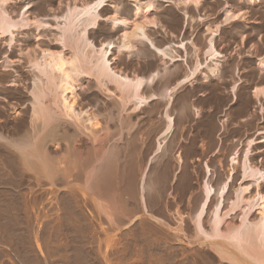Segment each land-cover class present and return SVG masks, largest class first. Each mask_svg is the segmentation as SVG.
<instances>
[{"label": "bare ground", "instance_id": "obj_1", "mask_svg": "<svg viewBox=\"0 0 264 264\" xmlns=\"http://www.w3.org/2000/svg\"><path fill=\"white\" fill-rule=\"evenodd\" d=\"M30 1L18 0L25 3L18 7L16 0H0V43L4 41L2 47L6 50L0 62V82H5L7 88L21 86L20 81L26 77L22 79L17 67L23 68L28 77V88L24 86L26 82L22 84L26 93L20 94H26L27 98L26 104H22L24 113L11 112L21 118L19 127L15 125L19 130L13 131L14 136L12 133L7 136L4 132L8 130L0 129V148L5 149L10 163L4 161L1 165L7 177L16 175L9 174L15 171L25 184L62 187L72 197L79 195L91 214L105 218L111 227L139 213L147 214L164 227L162 218H168L166 214L172 206L165 199L176 186L190 211L186 217L192 246H200L207 259L221 264H264V169L251 162L256 145L254 136L245 142L241 154L238 148L232 149L223 180L213 174L206 162L193 171L186 164L183 167V157L177 149L172 158L184 134L187 133L189 140L188 155L202 156L208 147L205 139L207 144L214 134L219 139L229 117L247 114L241 122L248 128L249 121L255 119L247 113L250 103L256 104L260 114L264 112V55L257 56L260 48L257 46L255 50L254 45L243 55L237 52L245 48L242 45L249 37L240 33L252 29L248 20L250 12L225 2L219 12L221 20L206 26L203 46L198 47L193 39L184 40L182 35L190 24L209 20L199 13L204 0H125L131 8L129 12L119 0H65L60 14L51 18L29 12L35 7ZM162 3L173 6L182 16L177 43H163L152 36V32L159 31L163 38L174 37L158 19ZM239 3L257 7L263 0H239ZM106 7L108 14H104ZM190 8L198 13L197 18L190 17ZM100 23L118 36L96 45L90 35ZM234 23H239L241 30H234L240 45L239 49L234 47L232 54L249 63L242 68L243 78L239 77L240 64L224 66L226 56L216 46L221 28ZM31 30L30 36L27 33L29 37L25 35L26 39H22L26 46L29 40H35V47L19 53L22 45L17 39ZM45 33L50 35L47 40L59 47L58 51L41 48L42 40L47 37ZM14 49L19 56L12 60L9 56ZM114 53L130 61H144L146 69L131 74L116 70L115 56L111 58ZM177 62L182 69L175 67ZM195 84L204 85V94L193 96L198 94ZM185 86L190 89L177 95ZM226 88L228 96L223 93ZM82 89L88 91L94 108L99 109V97L111 101L110 107L101 105L103 123L100 112L95 115L91 109L80 108L78 91ZM197 96L204 99L199 101L202 106H194H198ZM229 97L224 110L233 105L238 107L230 112L233 115L218 120ZM151 102H157V106L149 108L146 117L157 111L161 119L151 123L147 120L149 126L145 128L144 124H138L142 117L134 122L131 116L144 112ZM5 107L0 108L5 110ZM113 121L111 130L109 125ZM260 134L264 131L255 132V136ZM237 169L239 180L230 190ZM174 211L176 228L183 233L185 216L178 209Z\"/></svg>", "mask_w": 264, "mask_h": 264}, {"label": "rangeland", "instance_id": "obj_2", "mask_svg": "<svg viewBox=\"0 0 264 264\" xmlns=\"http://www.w3.org/2000/svg\"><path fill=\"white\" fill-rule=\"evenodd\" d=\"M16 2L18 7L24 6L25 4L23 2H18V0H16ZM30 2H31L30 4H32V6L34 5L36 8L31 7L29 12H31L32 14L33 12H36L39 17L47 16V18H51L53 15L60 14V12L63 9V4L65 3V0H31ZM117 2H121L123 4L124 9L127 12H129V10L131 9L129 4L125 0H119ZM203 2L204 4L202 3V8L200 9L199 13L204 17H208L209 20L202 24L194 21L195 23L190 24V28L186 29L182 35L184 40L193 39V42L195 44L197 43L198 47L203 46L202 42L204 41L203 39H204L205 29L209 25L213 26L221 20V14L219 12L225 2L233 7L239 6L241 7L240 9L248 10V12H250L249 14L250 17L248 18V20L250 22L249 27H252V29L245 30L243 31L244 33L243 32L240 33L242 36L249 34L246 44L242 45V48L245 47L244 49H239L240 41L237 35L235 34V31L237 29L241 30L240 29L241 26L239 23H234L233 25L230 26V27L233 26V30L232 28L230 29V27L228 26L221 28L219 32L220 40L218 39L216 41L217 48L220 50V52L223 55L226 56L224 66L226 64H233V63L238 65L240 64L238 68L240 71L239 77L243 78L244 74L241 73L242 68H244L245 65L249 64V63L247 64L248 60L239 59L237 56H235L232 53L234 51V47H237L239 49L237 51L238 54L243 55L250 45H254L255 47L259 46L260 48L259 50L258 47L255 48V50H258L257 56L264 55V16H263L264 0H263V4L257 7H250L246 4L239 3V0L238 1L237 0H230V1L204 0ZM159 8H160V13L158 19L159 21H161L160 23L163 24L167 32L173 34L174 37L163 38V34L161 35V32L159 31H154L152 32L153 35L152 34L151 35L156 37L158 41H161L163 43H167L170 41H173V43H177L178 42L177 38L180 33L181 22H182V16L180 15V12L177 9H175L173 6L167 5L165 3L160 4ZM192 10L193 9L190 8L188 10V14L190 15L191 18L193 17L195 19L199 15L198 13L196 14L194 10L193 11ZM108 13H109V8L106 7L104 9V14H108ZM48 23L52 24L51 22ZM31 32L32 30L30 32H26V34L24 32L21 34V37L17 39V42L18 43L20 42L19 44L22 45L20 46V48L22 49L19 51V53H24L27 50L26 48H29V50H31L35 47V40H32L31 38H29L31 40H29L30 44L28 43L27 46L25 42H23V39L29 37ZM27 33H29V36ZM46 33L45 35L47 37L42 40L40 45L41 48L58 51L59 47L56 45H52L50 43L51 41L47 40L48 38H50V35ZM117 36L118 33H111L109 27L106 26L104 23H100L98 28L92 31L90 35V37L92 38V40L96 45L106 40H113ZM3 43H0V62L6 52L5 48L2 47ZM199 43H201L202 45ZM19 53L18 51H16V49H14V51L11 53L12 55H10L9 58L12 60L18 59ZM114 56H115L114 67L116 68V70L124 71L128 74H131L132 72L138 73L146 69L147 65L146 62L144 61L141 62L139 60L130 61L124 55L116 56L115 53L111 58H113ZM174 65L175 67L182 69L181 64L179 62L175 63ZM15 69L19 71V73L22 72V79L26 77L25 79H23L24 81L22 80L20 81L21 86H19L16 89L10 87L7 88V86L5 87L4 81H3L4 83L0 82V88H1L0 107L6 106L5 110H8L7 112L4 110V108H0L2 109L1 112H3L4 115L6 114L4 116L2 115V113H0V115H2L1 116L2 118L0 117V129L3 132L5 131V129H7L8 131L10 130L9 133L8 131L4 132L5 134L2 132L4 135L8 134L7 136H10L11 133H12L11 136H14L15 133H17L16 130H19V128L16 129L15 125L16 126L18 124L20 125V121H21L20 117L13 116L11 112L13 110H19L20 112L21 111L23 112L24 110H22V107L24 106H22V104L23 103L26 104L27 102L26 94L25 96L20 95L26 93L23 92L25 91V89L23 90L24 86L25 88H28V86H26L28 85L27 84L28 77L26 76L27 74L24 72L23 68L21 67H17ZM198 81H200L199 78ZM22 84H24V86ZM203 86L204 85L202 84H195V88H198V90H196L195 92L198 94H194L193 95L194 97L196 95H199L200 92H201L200 94H204L203 91L205 92V90ZM201 87L203 88V90ZM199 88H201V90H199ZM189 89L190 87L185 86L178 91L177 95ZM14 91L16 94L13 93ZM87 92L88 91L86 90L83 91V89L78 91L79 105L82 110L91 109L92 111H95L93 112L95 115H100V113L101 114L103 113V110L101 108L103 106L101 105L104 106L106 105V107L111 106V101L109 102L105 98L99 97V101L101 102V103L99 102L100 103L99 109L94 108V104L92 102L93 100H91L92 98L89 97ZM223 93L226 94L227 96L229 95L227 94V88L224 89ZM6 95L7 97H5ZM193 96L192 99L194 98ZM18 97H20V99ZM196 98L198 99V100L196 99L197 102L194 101L195 99L193 100V102H196L198 106L195 103H193L195 104L194 106L196 107L202 106L203 103L201 104V102H203L204 99L199 96H197ZM230 99L231 98L229 97L226 102V105L222 107L221 110L222 112L220 113L221 116L218 118V120H223L225 117L228 118V115L230 114L233 115L230 112L236 109L235 107H238V105H233L229 107L227 110H224V108L229 103ZM21 100H26V101H21ZM200 100L201 102H199ZM156 104L157 102H151L146 107V109H144L145 110L144 112L142 111L141 113H137L135 115L132 114L131 117L133 121L135 122L138 117H142V119L138 122V124L139 125L144 124L145 126L146 125L149 126V123L146 124L148 121L150 123L159 121L161 118H159L160 113H157V111L153 113L154 115L151 114V117H146L148 115L149 110H151L152 107L154 108V106H157ZM174 105H175V101L172 109L175 108ZM100 108L102 111L100 110ZM159 108H161V106ZM247 113L253 115L252 117H255V119L253 118V121L252 119L249 121L250 125L248 124L247 126L248 128L244 127L245 124L244 122H241V119L246 118L247 114L245 116L244 115L239 116V118L231 117L232 118L231 119L229 117L225 125V129H224L225 132L223 131L220 134L219 139H217L218 137H215L214 134L213 135L214 137H212L211 142H208L207 144L208 140L204 138L206 141V145L208 147H205L202 156H200L197 153H196L197 155L195 156L194 154H192V156L188 155L189 151L187 148L189 147L188 146L189 140H187V133L184 134V136L182 137L183 141H180L178 143L179 146H177L174 149L173 151L174 154H172V158L173 159L175 158L174 156H176L175 153H177L176 152L177 149L180 155L182 154L181 157H183L182 160L184 162L183 167L186 164V167H188V169L190 168L193 171L197 169L196 166L199 167L201 166V163L206 162L209 165V167L213 169V174L214 175L217 174L216 176L219 175L218 177L221 180H223V178H225L228 173V164H227L228 156L231 154V152L234 149L237 148L239 149V153L241 154L245 142L254 136L256 145L252 149L251 162L254 166L261 167L264 169V134L255 136V132L264 131V112L260 114L258 112V108L256 104L251 102L250 106L248 107ZM173 116H175L177 120L179 119L178 116H176V114ZM202 116L204 117L205 113L204 115L202 113ZM101 117L103 118V114L102 116H100V122L103 123L105 117L103 118V120L101 119ZM18 118H20V120ZM115 120L116 119L114 118V121ZM114 121L112 124L109 125V127L111 126L110 129L114 128L113 127ZM184 125L189 126L191 125V123ZM148 126H146L145 128H147ZM13 131H15L14 135H13ZM3 150L5 151L4 148L3 149L0 148V157H1L0 159L3 160V161L0 160V264H221L217 261L215 262V261H211L210 259H207V256H205L200 246H196V245L192 246V239L190 237V235L192 236V234L188 228L189 218L186 217L190 213V211L188 209V205L186 204L184 198L180 196L179 189L178 188L175 189L176 186L171 188L172 192L170 196L167 195L165 199V203L169 202L171 203L170 205H172L170 207L171 210H169L171 212L166 214L168 218L167 217L162 218V220L164 219L165 221V226L166 227L168 226L167 228L165 226L164 227L161 226L160 223L155 222V220H153L147 214H141V213L132 216V219H130L131 217H129V219L124 218L125 221L124 219H122L123 222L122 221L121 223L119 222V225L117 224L116 227H111V225L108 223V221L105 218H101L97 216L95 213L91 214V210L89 206L87 207L86 205L84 206V202L82 200L83 198L81 196L76 195L75 198L74 195V197H72L68 194V191L67 190L65 191V189L62 187L53 188L40 184H38L39 186L38 185L36 186V184H34L33 182H30L29 184L27 183L25 184L23 180L21 181L19 179L20 176L15 171L9 172V174L15 173L16 175L12 174L13 177L15 176V178L8 176L10 178V181H8L9 180L7 177L8 174L6 173L7 174L6 175L3 172L1 166L2 162L8 161L6 160L8 159V157L7 158L5 157L6 154L5 152H3ZM197 157L199 158V161H195ZM212 163L214 164L212 165ZM181 176H182V172L181 175L178 177L180 178ZM218 177L217 179H215L216 181L219 179ZM238 180H239V169L236 170V175H234L233 177V181L230 185V190L234 188ZM246 184L248 183L247 182L244 183V185ZM262 192H264V184H263ZM74 198L76 201L74 200ZM146 204L147 207L150 208V206H148L149 203L147 202ZM177 209L180 212V214L182 213L181 215L185 216L183 220L184 225L182 228L184 231L183 233H180L181 231H178L176 228L177 227L175 223L176 216L173 214L175 213L174 210ZM149 214L150 215L153 214L152 211L149 212ZM94 215L97 217H95ZM173 227L176 230L173 229ZM222 264H226V263L222 262Z\"/></svg>", "mask_w": 264, "mask_h": 264}]
</instances>
